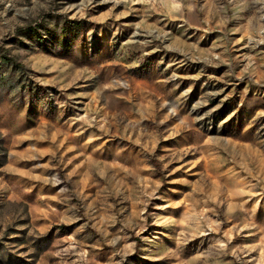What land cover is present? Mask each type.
<instances>
[{"label":"rangeland","instance_id":"374dc122","mask_svg":"<svg viewBox=\"0 0 264 264\" xmlns=\"http://www.w3.org/2000/svg\"><path fill=\"white\" fill-rule=\"evenodd\" d=\"M0 50V264H264V0H0Z\"/></svg>","mask_w":264,"mask_h":264},{"label":"trees","instance_id":"16d2710c","mask_svg":"<svg viewBox=\"0 0 264 264\" xmlns=\"http://www.w3.org/2000/svg\"><path fill=\"white\" fill-rule=\"evenodd\" d=\"M17 33L27 34V35H31V36L37 35L36 28L32 27V26H27L25 28L18 29ZM0 61H2V63H4V64H11L12 63L10 58H8L5 54L1 53V50H0ZM0 151L3 155L2 159H5L6 153H5V151L1 145H0ZM33 244H34V248L37 250L36 255L41 254L49 248V246L51 244V237L49 235H47L45 237H41L40 239L35 240V242H33Z\"/></svg>","mask_w":264,"mask_h":264}]
</instances>
